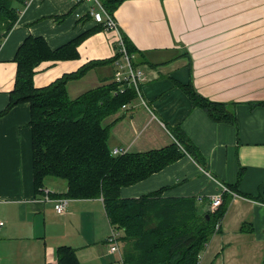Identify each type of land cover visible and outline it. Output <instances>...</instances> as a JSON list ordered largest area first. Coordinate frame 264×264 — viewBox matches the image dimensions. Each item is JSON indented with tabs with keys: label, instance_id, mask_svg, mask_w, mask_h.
Here are the masks:
<instances>
[{
	"label": "crops",
	"instance_id": "crops-1",
	"mask_svg": "<svg viewBox=\"0 0 264 264\" xmlns=\"http://www.w3.org/2000/svg\"><path fill=\"white\" fill-rule=\"evenodd\" d=\"M89 5L29 0L21 8L0 42V110L13 87L12 56L22 39L39 36L51 50L67 45L92 29ZM112 11L119 32L139 54L145 81L142 100L133 99L102 121L110 127V148L151 151L174 142L169 130L180 128L201 156L198 162L184 152L118 194L139 198L162 189L165 198L193 197L196 214L206 216L214 211L210 195L225 186L226 211L198 264H264V106L254 105L264 100V0H120ZM115 34L103 29L85 34L77 57L41 61L32 83L42 87L106 60L67 80L66 93L74 98L106 84L115 70ZM179 83L226 104L235 123L209 119ZM28 107L19 103L0 115V264H57V246L71 249L77 264L123 262L124 241H118L119 251L108 249L112 227L101 197L71 199L58 213L53 205L62 196L52 195L65 190L63 182L47 180L50 191H35Z\"/></svg>",
	"mask_w": 264,
	"mask_h": 264
},
{
	"label": "trees",
	"instance_id": "trees-1",
	"mask_svg": "<svg viewBox=\"0 0 264 264\" xmlns=\"http://www.w3.org/2000/svg\"><path fill=\"white\" fill-rule=\"evenodd\" d=\"M29 0H0V42L6 37L19 11ZM120 0L102 1L110 14ZM95 29L104 30L101 23H94L90 31L70 40L67 45L51 50L39 36H27L13 53L15 77L8 92V103L0 110L4 114L10 107L29 103L28 113L31 128L32 183L37 192L44 193L47 180L63 182L65 190L55 196L71 199L102 198L110 226L121 231L117 240L124 241L121 247L124 264H198L204 244L210 239L215 224L227 208V195L220 205L206 216L196 214L193 197H167L162 189L153 190L137 197L123 199L119 188L144 179L161 170L168 163L180 158L184 152L201 162L198 150L181 130L171 129L174 142L151 151L112 153L109 144V124L104 118L115 114L140 97L133 88L119 92L111 80L68 97L66 81L78 78L93 64L91 61L78 72L64 74L49 84L35 87L32 83L35 66L44 60L77 57V43L85 34ZM125 50L138 54L130 42L119 33ZM116 48V44H115ZM138 57L131 61L138 65ZM113 62V57L111 59ZM179 88L190 98L191 104L201 107L209 119L235 123L233 112L220 102L204 99L190 84L179 83ZM142 87V86H141ZM142 100V99H141ZM254 105L264 106V100ZM253 106V105H251ZM49 190V189H48ZM50 191V190H49ZM57 264H77L74 252L66 246L54 250Z\"/></svg>",
	"mask_w": 264,
	"mask_h": 264
},
{
	"label": "built area",
	"instance_id": "built-area-1",
	"mask_svg": "<svg viewBox=\"0 0 264 264\" xmlns=\"http://www.w3.org/2000/svg\"><path fill=\"white\" fill-rule=\"evenodd\" d=\"M90 4L86 9V12L91 17V22L93 23H101L104 26V30H111L114 31L115 34V44L116 48H114V55H113V65L115 70L113 71V76L111 80L114 81L116 84V90L114 92H119L126 88H133V91L139 94V89L141 88L142 84L144 83V71L138 65H132L131 61L134 59V55L130 54L125 50V45L120 38L118 27L114 21V17L108 11H106L103 7L102 0H84ZM112 153H121L122 151L118 148H112ZM220 192L210 195L209 204L210 209L215 210L220 205V199H222L223 193L230 191L227 190L225 186H219ZM45 191V190H44ZM69 204V199L65 197H61L55 200L53 205V210L60 213L63 211V208ZM2 222L0 221V225ZM220 220H218L215 224L214 231L219 227ZM108 249L113 253L117 252L118 250V240H117V233L115 229L112 230L108 234L107 238ZM117 264H123L122 258H119Z\"/></svg>",
	"mask_w": 264,
	"mask_h": 264
},
{
	"label": "rangeland",
	"instance_id": "rangeland-1",
	"mask_svg": "<svg viewBox=\"0 0 264 264\" xmlns=\"http://www.w3.org/2000/svg\"><path fill=\"white\" fill-rule=\"evenodd\" d=\"M90 4H91V3H90ZM143 84H144V83H143ZM143 84H142V85H143ZM116 255H117V254H116Z\"/></svg>",
	"mask_w": 264,
	"mask_h": 264
}]
</instances>
